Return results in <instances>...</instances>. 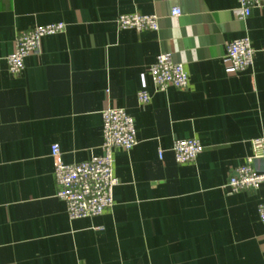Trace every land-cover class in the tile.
I'll use <instances>...</instances> for the list:
<instances>
[{
	"label": "crops",
	"instance_id": "1",
	"mask_svg": "<svg viewBox=\"0 0 264 264\" xmlns=\"http://www.w3.org/2000/svg\"><path fill=\"white\" fill-rule=\"evenodd\" d=\"M237 5L0 0V264H264V184L225 187L252 156L251 141L264 136V5L245 18L233 14ZM123 13L156 14L158 29H119ZM50 22L64 30L42 37L21 72L10 73L17 34ZM243 36L253 65L235 71L225 50ZM160 52L184 64L185 88L155 90L148 68ZM140 90L150 94L146 104ZM109 106L133 117L137 144L112 150L113 206L69 219L51 146L65 163L101 154ZM189 137L203 150L179 164L172 144Z\"/></svg>",
	"mask_w": 264,
	"mask_h": 264
},
{
	"label": "built area",
	"instance_id": "2",
	"mask_svg": "<svg viewBox=\"0 0 264 264\" xmlns=\"http://www.w3.org/2000/svg\"><path fill=\"white\" fill-rule=\"evenodd\" d=\"M237 2L238 5L232 12L239 18L247 17L253 7L264 5V0ZM170 14L179 16V8H172ZM116 25L119 29L157 30L158 16L123 13L116 17ZM64 26L63 22H50L20 31L15 38L13 51L6 56L9 72L19 74L24 67V58L39 50L42 37L62 32ZM253 58L254 49L248 36L235 38L226 46L224 60L235 71L251 67ZM148 74L157 91H165L170 86L182 89L188 84V73L184 64L174 62L167 52H160L156 56L148 68ZM137 98L141 104H146L150 94L146 90H140ZM101 119V154L93 155L82 162L65 163L59 159V146H51V156L55 160L53 175L57 185L56 196L64 201L69 219L96 216L113 206V189L119 180L113 169L112 150L115 147L128 150L137 144L134 119L124 108L109 106L101 111ZM251 144L253 153L249 161L237 166L225 184L228 192L257 189L264 184V136L254 138ZM202 150L203 146L196 137L176 139L172 144L174 159L179 164L194 161ZM158 156L161 158V151ZM253 158L261 161L260 167L250 163ZM257 211L264 223V201L258 204Z\"/></svg>",
	"mask_w": 264,
	"mask_h": 264
}]
</instances>
